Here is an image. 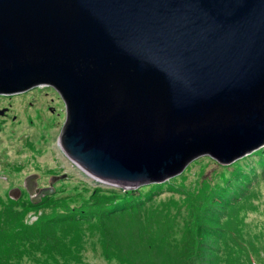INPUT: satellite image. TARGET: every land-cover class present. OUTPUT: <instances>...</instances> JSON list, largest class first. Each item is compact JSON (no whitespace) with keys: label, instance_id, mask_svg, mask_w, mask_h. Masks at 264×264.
<instances>
[{"label":"water","instance_id":"1","mask_svg":"<svg viewBox=\"0 0 264 264\" xmlns=\"http://www.w3.org/2000/svg\"><path fill=\"white\" fill-rule=\"evenodd\" d=\"M39 84L65 102L62 151L102 184L231 163L264 144V0H0V94Z\"/></svg>","mask_w":264,"mask_h":264},{"label":"rangeland","instance_id":"2","mask_svg":"<svg viewBox=\"0 0 264 264\" xmlns=\"http://www.w3.org/2000/svg\"><path fill=\"white\" fill-rule=\"evenodd\" d=\"M65 119V102L49 84L0 94V264H67L70 257L75 264H123L125 257L140 263L133 242L116 243L118 231L94 233L86 224L63 229L61 222L54 241L34 242L29 231L27 248L11 240L36 224L44 198L51 203V195L73 194L77 186L129 191L121 206L126 217L148 226V237H167L175 251L193 250L196 261L264 264V144L228 164L200 155L161 183L122 188L98 182L67 158L59 142ZM69 208L53 202L50 211ZM102 235L117 252H106Z\"/></svg>","mask_w":264,"mask_h":264},{"label":"trees","instance_id":"3","mask_svg":"<svg viewBox=\"0 0 264 264\" xmlns=\"http://www.w3.org/2000/svg\"><path fill=\"white\" fill-rule=\"evenodd\" d=\"M22 155V154H21ZM77 191L73 194H64L62 197L51 195V203L44 198L39 205L41 214L37 216V222L31 227L23 226L21 237L11 239L21 248H27L28 240L26 235L30 231L33 241L45 240L54 241L58 239L56 227L63 222V229L69 227H77L80 224H86L92 227L94 233H106L113 229L118 231L116 235L117 244L120 242H133L136 250H139V264H166L167 261L174 259L178 264H205L196 261L194 251L183 249L175 251L167 237L159 238L148 237L149 227H142L140 220L128 219L126 214L121 211L122 204L128 202L125 198L127 193L108 190L104 188H89V186H77ZM53 202H63L64 205L70 207L69 212L50 211ZM210 201L206 208L210 207ZM91 229V228H90ZM164 227L160 225V230ZM123 230L124 236L120 233ZM163 234V233H162ZM19 232L15 230L11 236H18ZM102 240H106L109 246L106 252H117L113 248L111 241L103 236ZM146 243H156L153 247L145 245ZM160 242V244H158ZM57 245V244H56ZM55 246V245H54ZM196 243L194 248H196ZM73 247V245H72ZM131 257L123 258V264H132ZM67 264H75L72 257L66 260Z\"/></svg>","mask_w":264,"mask_h":264}]
</instances>
